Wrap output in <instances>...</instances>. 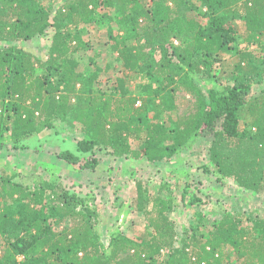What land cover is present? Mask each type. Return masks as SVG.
Wrapping results in <instances>:
<instances>
[{"label": "trees", "instance_id": "trees-1", "mask_svg": "<svg viewBox=\"0 0 264 264\" xmlns=\"http://www.w3.org/2000/svg\"><path fill=\"white\" fill-rule=\"evenodd\" d=\"M197 1L206 9V26L189 16ZM98 10L114 11L108 20L121 33L109 30L123 70L109 93L97 87L104 72L97 56L88 59V74L79 70L88 46L82 32L97 23ZM237 21L244 48L237 44ZM48 35L44 60L20 47ZM263 39L264 0H64L56 9L41 0H0V146L31 147L32 139L71 119L84 137L59 158L94 170L97 150L155 164L211 136L210 161L220 181L262 194L264 50L259 57L251 48ZM231 57L225 85L205 87ZM185 92L193 101L179 115ZM46 179L29 185L0 173V264H264V215L197 212L194 224L179 231L173 192L155 196L138 181L135 211L145 228L137 236L115 233L107 246L92 197ZM182 201L188 209L201 203Z\"/></svg>", "mask_w": 264, "mask_h": 264}, {"label": "rangeland", "instance_id": "rangeland-1", "mask_svg": "<svg viewBox=\"0 0 264 264\" xmlns=\"http://www.w3.org/2000/svg\"><path fill=\"white\" fill-rule=\"evenodd\" d=\"M63 1L41 0L43 5L53 6L54 9ZM196 3L198 9L189 13V16H193L206 26V9L200 2ZM109 16H115L114 11L98 10L97 23L82 32L83 40L88 46L83 52L85 60L79 69L88 74L93 67L88 59L97 56L96 62L104 69L98 79L97 87L106 93L116 87L117 79L123 73L120 63L116 62V54L111 52L112 41L109 37V30H114L115 36L121 33L117 30V23L108 20ZM234 27L238 37L237 44L240 48H244L245 44L242 40L244 26L242 22L237 21ZM49 46V35L20 43L23 50L41 60L46 58ZM251 50L259 57L262 56L264 39L259 45H254ZM234 58L231 57L225 62L221 61L218 67V72L221 73L213 80L204 81L203 85L217 88L224 86L233 70V65L229 62L233 63ZM107 66H110V69H107ZM137 88L136 84L131 86L133 94L138 95ZM192 101L193 98L188 93H181L179 110L176 114L181 115L187 111ZM241 124L244 128L245 124ZM56 125V129L32 139L29 143L31 147L11 149L12 141H7V145L0 146V173L15 175L17 181L29 183V185L37 177L61 180L68 189L83 195H90L94 200V205L90 204V206H96L101 215V222L97 229L107 246L115 233L123 232L130 236H137L145 228L144 215L135 211V188L138 181H143L155 196L167 198L170 195L167 189L173 192L179 205L172 217L176 220L179 231L187 230L194 224V215L197 212L215 213L217 209H220L228 213L264 215V193L246 191L239 188L232 180L220 181L222 178L216 175L210 161L211 136L201 138L195 143L191 141L190 145L178 154V162L173 161L177 159L175 157L170 161L151 164L146 161L114 158L108 155L106 150H97L96 156L100 160V165L94 170H82L79 165L68 164L59 158L62 151H76L78 142L84 137L80 127L74 125L71 119L64 123L57 122ZM137 146V143H132V147ZM83 157L81 158L84 159ZM165 184L167 185L166 190L162 189ZM186 185L191 188L187 193L184 192ZM183 196L186 197V202L195 198L201 203L194 204L188 209L186 207L188 203L185 204L182 201ZM220 215L217 210L214 216L219 217ZM209 228H211V223ZM234 264L239 263L234 262Z\"/></svg>", "mask_w": 264, "mask_h": 264}, {"label": "crops", "instance_id": "crops-1", "mask_svg": "<svg viewBox=\"0 0 264 264\" xmlns=\"http://www.w3.org/2000/svg\"><path fill=\"white\" fill-rule=\"evenodd\" d=\"M173 161H177V162H178V161H179V159L177 158V159H174Z\"/></svg>", "mask_w": 264, "mask_h": 264}]
</instances>
